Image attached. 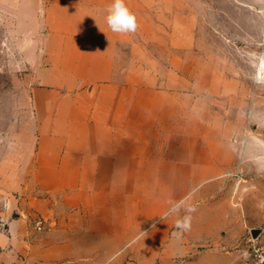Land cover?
<instances>
[{
    "label": "rangeland",
    "instance_id": "1",
    "mask_svg": "<svg viewBox=\"0 0 264 264\" xmlns=\"http://www.w3.org/2000/svg\"><path fill=\"white\" fill-rule=\"evenodd\" d=\"M112 2L0 0V255L11 223L36 230L38 219L49 222L19 201L31 139L64 93L48 90L67 78L64 64L84 56L86 42L107 41L114 81L167 94L198 176L203 161L209 170L162 219L103 251L101 264H244L252 242L264 244V0H125L134 33L108 28ZM165 221L162 248L144 251L143 238L156 239ZM209 257L230 262H194Z\"/></svg>",
    "mask_w": 264,
    "mask_h": 264
},
{
    "label": "crops",
    "instance_id": "2",
    "mask_svg": "<svg viewBox=\"0 0 264 264\" xmlns=\"http://www.w3.org/2000/svg\"><path fill=\"white\" fill-rule=\"evenodd\" d=\"M83 48L84 56L64 64L67 78L48 90L64 93L31 139L21 169L20 206L48 218L49 229L11 223L0 264H101L103 251L118 250L151 219H162L167 205L187 196L209 170L203 161L198 176L191 139L176 131L175 102L167 94L114 81L110 42ZM169 224L159 223V236L143 238L142 249H161Z\"/></svg>",
    "mask_w": 264,
    "mask_h": 264
},
{
    "label": "clouds",
    "instance_id": "3",
    "mask_svg": "<svg viewBox=\"0 0 264 264\" xmlns=\"http://www.w3.org/2000/svg\"><path fill=\"white\" fill-rule=\"evenodd\" d=\"M108 28L114 33H134L138 28L136 15L127 7L125 0H113L106 16ZM257 72L264 67L257 65ZM177 228L187 227L184 221H177Z\"/></svg>",
    "mask_w": 264,
    "mask_h": 264
},
{
    "label": "built area",
    "instance_id": "4",
    "mask_svg": "<svg viewBox=\"0 0 264 264\" xmlns=\"http://www.w3.org/2000/svg\"><path fill=\"white\" fill-rule=\"evenodd\" d=\"M6 228V223L1 221L0 232L5 231ZM35 228L41 232L48 230L49 225L44 219H38L35 222ZM244 264H264V244L253 241L246 253Z\"/></svg>",
    "mask_w": 264,
    "mask_h": 264
},
{
    "label": "water",
    "instance_id": "5",
    "mask_svg": "<svg viewBox=\"0 0 264 264\" xmlns=\"http://www.w3.org/2000/svg\"><path fill=\"white\" fill-rule=\"evenodd\" d=\"M257 234H258V231L254 232V235H255V236H257Z\"/></svg>",
    "mask_w": 264,
    "mask_h": 264
}]
</instances>
